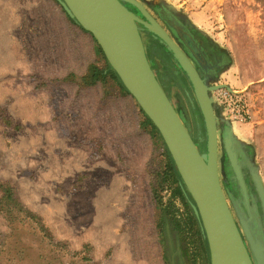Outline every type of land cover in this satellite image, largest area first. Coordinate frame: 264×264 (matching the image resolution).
Masks as SVG:
<instances>
[{"label":"rangeland","instance_id":"1","mask_svg":"<svg viewBox=\"0 0 264 264\" xmlns=\"http://www.w3.org/2000/svg\"><path fill=\"white\" fill-rule=\"evenodd\" d=\"M141 1L151 12L162 7L184 17L201 40L227 54L216 84L231 92L211 93L216 115L230 122L243 145L237 155L243 176L241 162L251 159L264 183V0ZM137 24L142 42L145 30L155 43L143 46L156 77L205 148L191 83L163 44ZM97 45L56 0H0V264H170L171 235L181 236L190 261L199 246L197 261L187 264H210L192 236L199 221L176 185L165 182L168 159L136 101L110 80L82 84L90 66H104ZM220 93L232 95L227 110L217 101ZM222 125L218 171L241 230L232 200L250 215L224 152ZM246 185L248 226L259 242L261 212L252 210L249 173Z\"/></svg>","mask_w":264,"mask_h":264},{"label":"water","instance_id":"2","mask_svg":"<svg viewBox=\"0 0 264 264\" xmlns=\"http://www.w3.org/2000/svg\"><path fill=\"white\" fill-rule=\"evenodd\" d=\"M56 2L76 25L94 38L124 88L161 135L180 175L181 185L192 199L191 207L207 242L210 264L257 263L244 223L245 221L250 224L252 218L243 216L238 203L232 200L241 227V230L239 229L218 171L219 131L222 124V129L228 131L227 136H223L222 144L227 161L229 160L231 165V155H239V148H243L233 135L230 122L219 120L217 117L215 100L211 96L213 91L230 89L227 86L209 87L177 44L137 1L56 0ZM126 2L134 5L146 22L129 11L124 5ZM137 23L142 24L163 44L191 83L205 126V148H199L194 142L181 115L158 81L147 59ZM190 101L195 108L194 101L191 98ZM241 164L244 169L243 183L237 180L235 182L247 205L246 173H249L252 179L254 193L250 201L254 204L252 210L258 209L261 212V215L258 214L256 217L258 218L256 226L262 236V239L258 237V241L264 247V223L261 219L264 217V183L251 159L245 158Z\"/></svg>","mask_w":264,"mask_h":264},{"label":"flooded vegetation","instance_id":"3","mask_svg":"<svg viewBox=\"0 0 264 264\" xmlns=\"http://www.w3.org/2000/svg\"><path fill=\"white\" fill-rule=\"evenodd\" d=\"M135 1H137L139 4H141L145 8V10L165 30V32L169 35V37L177 44V46L182 50V52L186 55V57L193 64V66L195 67L200 77L206 82L210 83L212 87L218 86V84H216L217 80L221 77L224 71H226L228 64H229L227 54L221 49H219L217 46L213 44H209L207 43V41L201 40V37H199L200 34L194 31L192 26L189 24V22L184 17L180 15L178 16L174 15L173 13L169 12L167 9L162 8V7L161 8L155 7L153 9V12H151L141 0H135ZM125 6L131 12L135 13L137 16L142 17L134 5L128 3V4H125ZM141 36H142L145 47H146L147 41L154 43L153 41H151V36L149 33H147V31L143 30V32H141ZM188 39L191 40L192 42L191 46L188 43ZM157 45L159 46V44ZM159 49H160V52H159ZM146 50H147V47H146ZM155 51L157 52V54H160L161 52H163L161 47L160 48L157 47ZM182 76L188 81L185 74H182ZM157 79L160 82L161 86L164 88L158 76H157ZM182 112H181V117L184 121V124L186 128L188 129L189 133L191 134L194 142L197 144V142L195 141L193 137L192 129L187 124L185 120V116ZM188 197L192 201L190 195H188ZM187 202L189 204V207L191 208L190 201L187 200ZM183 205L185 207H188L185 205L184 201H183ZM191 214L192 213L190 212V216H192ZM167 227H169V225H167ZM171 236H172L171 239H170V236L166 237L167 250H168L167 253L169 255L168 259H169L170 264H187L188 263L186 261L187 255L185 252V248H184L181 236L180 235L178 236L171 235ZM198 248L199 246L194 248V253L196 254L194 257L195 261H197L196 251L198 250ZM203 255L205 256V254ZM207 255L209 254L207 253ZM194 259L192 261H190L189 259L187 260H189L190 262H193Z\"/></svg>","mask_w":264,"mask_h":264},{"label":"trees","instance_id":"4","mask_svg":"<svg viewBox=\"0 0 264 264\" xmlns=\"http://www.w3.org/2000/svg\"><path fill=\"white\" fill-rule=\"evenodd\" d=\"M97 53L99 56H101L102 60L104 61V66L101 67L97 64L90 66V68L87 71V74L85 76H83V78L81 79V82L83 85L85 86H95L96 84H103L108 82L109 80L114 82L125 94H128V91L124 88V86L122 85L119 77L117 76V74L115 73V71L111 68V66L108 64L102 50L100 49V47H98L97 45ZM142 115L144 116L145 119V125L147 127H149L151 129V132L153 134V137L155 139L158 140V142L162 145V148L164 150V153L168 159V174L167 177H165V182L170 184V185H176L177 190H178V194L179 196H181V198H183V201H185L186 205L189 207V204L187 202V198L184 196V193L180 187L181 185V178L180 175L171 159V156L162 140L161 135L159 134L158 130L156 129V127L153 125V123L148 119V117L141 111ZM6 194H9V198H12L11 195V191L9 189H5L4 191ZM193 218V223L195 220V224L197 225V221L194 217V215L192 216ZM196 234L194 232H192V236L193 238L195 236H198L199 239L201 240V247L203 248L204 254L207 253V242L206 240H204L200 229L196 226ZM203 238V239H202Z\"/></svg>","mask_w":264,"mask_h":264},{"label":"bare ground","instance_id":"5","mask_svg":"<svg viewBox=\"0 0 264 264\" xmlns=\"http://www.w3.org/2000/svg\"><path fill=\"white\" fill-rule=\"evenodd\" d=\"M188 43L190 44V46L192 45V42H191V40H189L188 39ZM190 61V60H189ZM192 64V63H191ZM193 65V64H192ZM194 67V66H193ZM205 69V68H204ZM210 71V70H209ZM207 73V72H206ZM226 136H227V133H226ZM226 136H224V137H226ZM231 158H232V161H231V163H232V167H233V169H234V171H235V174H236V177H237V179H238V182L240 183H243L242 182V178H243V174L241 173L242 171H241V166H240V164H239V162H238V158H237V155L235 156V155H231ZM227 167V166H226ZM228 168V167H227ZM227 168H226V172L228 173V171H227ZM240 176H241V178H240ZM255 179H256V177H255ZM228 181V188H230V183H231V180H227ZM256 182H257V179H256ZM236 187V186H235ZM244 204V203H243ZM253 205V204H252ZM247 206V207H246ZM245 206V209L247 210V208H248V210H247V212H248V215H250V216H252V211H250V208H249V204H247ZM243 213V212H242ZM264 218V217H263ZM257 221H258V218H257ZM244 223H245V228H246V230H247V233H248V238H249V242H250V244H251V248L253 249V252H254V256L256 257V261H257V263L255 262V264H264V247H262L261 245H260V242H257V241H255V239L253 238V235L251 234V232H250V230H249V226H248V223H246L245 221H244ZM256 223V222H255ZM255 228V227H254Z\"/></svg>","mask_w":264,"mask_h":264},{"label":"built area","instance_id":"6","mask_svg":"<svg viewBox=\"0 0 264 264\" xmlns=\"http://www.w3.org/2000/svg\"><path fill=\"white\" fill-rule=\"evenodd\" d=\"M220 92V91H219ZM218 92V93H219ZM216 98H217V101L220 103V105L224 108V109H228V107L230 106V102L231 101H233V99H232V95L229 93V94H218L217 96H216ZM241 113H243V115L244 114H247V112L244 110V107H243V109H242V112Z\"/></svg>","mask_w":264,"mask_h":264}]
</instances>
